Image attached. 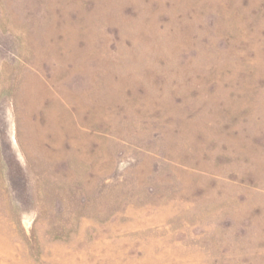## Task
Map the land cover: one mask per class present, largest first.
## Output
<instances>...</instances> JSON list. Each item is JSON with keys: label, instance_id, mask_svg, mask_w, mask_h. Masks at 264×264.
<instances>
[{"label": "rangeland", "instance_id": "374dc122", "mask_svg": "<svg viewBox=\"0 0 264 264\" xmlns=\"http://www.w3.org/2000/svg\"><path fill=\"white\" fill-rule=\"evenodd\" d=\"M0 264H264V0H0Z\"/></svg>", "mask_w": 264, "mask_h": 264}]
</instances>
